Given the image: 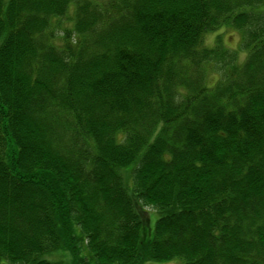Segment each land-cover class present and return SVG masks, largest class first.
<instances>
[{"label":"trees","instance_id":"obj_1","mask_svg":"<svg viewBox=\"0 0 264 264\" xmlns=\"http://www.w3.org/2000/svg\"><path fill=\"white\" fill-rule=\"evenodd\" d=\"M148 259L264 264V0H0V264Z\"/></svg>","mask_w":264,"mask_h":264},{"label":"rangeland","instance_id":"obj_2","mask_svg":"<svg viewBox=\"0 0 264 264\" xmlns=\"http://www.w3.org/2000/svg\"><path fill=\"white\" fill-rule=\"evenodd\" d=\"M241 32H239L238 30H236L233 27H221L220 29H218L217 31H213L209 34L206 35L205 37V42L208 44H213L215 43V39H216V35L217 34H221L223 43L225 44V46H227L228 48L235 50L238 52V58L239 60H243L245 57V50L241 48V36L240 35ZM218 76L219 74L214 71V70H210L207 76V81L209 82V84H213L215 82H217L216 80H218ZM149 209H153V207H147ZM153 220L156 219L157 217V211H154L152 214ZM63 253L65 255H63ZM62 254H59V252H57V254H50V258L53 260H58L60 258H63L62 256L65 257L64 260H69L72 258V253L69 251H63ZM111 264H119V263H111ZM142 264H180V261L178 259H167V260H158V259H148L145 260Z\"/></svg>","mask_w":264,"mask_h":264}]
</instances>
